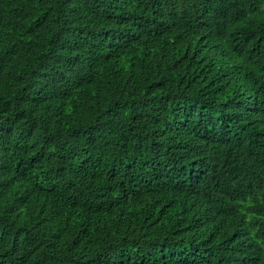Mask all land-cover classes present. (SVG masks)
<instances>
[{
    "label": "trees",
    "instance_id": "1",
    "mask_svg": "<svg viewBox=\"0 0 264 264\" xmlns=\"http://www.w3.org/2000/svg\"><path fill=\"white\" fill-rule=\"evenodd\" d=\"M0 264H264V0H0Z\"/></svg>",
    "mask_w": 264,
    "mask_h": 264
}]
</instances>
